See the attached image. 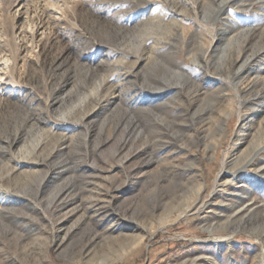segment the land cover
Masks as SVG:
<instances>
[{
	"label": "rangeland",
	"instance_id": "374dc122",
	"mask_svg": "<svg viewBox=\"0 0 264 264\" xmlns=\"http://www.w3.org/2000/svg\"><path fill=\"white\" fill-rule=\"evenodd\" d=\"M219 2L0 0V264H264V177L227 165L264 124V0Z\"/></svg>",
	"mask_w": 264,
	"mask_h": 264
},
{
	"label": "bare ground",
	"instance_id": "6f19581e",
	"mask_svg": "<svg viewBox=\"0 0 264 264\" xmlns=\"http://www.w3.org/2000/svg\"><path fill=\"white\" fill-rule=\"evenodd\" d=\"M226 1L227 0H220L219 3L221 4V6H220L221 8H224L225 7V4L227 3ZM210 9H212V7H209L208 9H206L203 12V15L201 16V18L205 22H207L210 19H212V17H215V18L217 17L215 14H213V12ZM195 17H197V16H195ZM215 24H216V22H215ZM203 29H205L208 33H212V35H215L213 33L216 32V29L217 28L216 27L215 28L208 27V26H206V24L205 25L203 24ZM212 38H214V37H212ZM212 41H213V39H212ZM202 54L203 55H206V52H204V53L202 52ZM199 55L200 54H198V56ZM198 56L195 59V61L197 63H199V64H204L203 60L200 57H198ZM261 79H264V77L261 78ZM235 92H236V96L237 97H240L239 90L236 89ZM241 104H242V101L241 100H238L237 101V104H236V111L238 113H240V109H241L240 106H242ZM229 114H230L229 112H225L224 120L220 123V126L221 127H224V122L226 121V118L228 117ZM240 114H242V113H240ZM240 117H242V116H240ZM256 134H258V135H257L255 141H253V142H250L249 141L247 147H245V149H243V151H240L239 153H236V155H234L232 158H230L231 160L228 161L227 165H232V168L234 169L233 170L234 174L240 173V171L243 170L246 173L257 172L258 174L260 173L264 177V164L263 163H260V164L257 163L258 162L257 161V157L259 155H261V152L264 151V124L258 125V127L256 129ZM227 172H230V171L226 170L225 161H223L221 163L220 171L217 173V177H216L215 183H214L215 184V187L213 188V191L211 192L212 194L215 193V192H217V191H219L221 188L222 189H227L230 185H234V184H237L238 183L236 176H234L232 178L225 179L226 178V175H227L226 174ZM230 173H232V172H230ZM202 188H203V186L197 188L194 193H196V195H198L201 192ZM193 206H194V203L193 204L192 203L191 204H189V203H183L181 206L176 207V208L170 210L166 214V216L163 217V219H162V223L163 224L159 227V229H162L167 224L172 223V222H175V221H177V220L185 217L186 215H189V213L194 209ZM226 224L227 225H231L232 227H234V229L231 228L230 230H245L248 227V224L249 223H248V220H246V218L244 216L243 217L231 216V217H229L227 219ZM233 235L234 234H229L228 236H219L218 238L220 240L221 239H227V240H229Z\"/></svg>",
	"mask_w": 264,
	"mask_h": 264
}]
</instances>
